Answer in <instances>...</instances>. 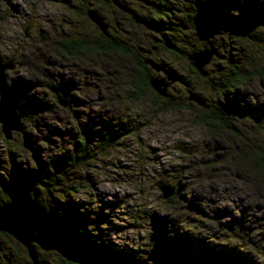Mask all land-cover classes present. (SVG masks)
<instances>
[{"label":"rangeland","instance_id":"obj_1","mask_svg":"<svg viewBox=\"0 0 264 264\" xmlns=\"http://www.w3.org/2000/svg\"><path fill=\"white\" fill-rule=\"evenodd\" d=\"M151 1L130 0V5L137 15L146 13L143 18L156 29L138 24L112 0H0V59L15 64L6 75L25 128L7 139L0 124V177L26 185L37 165L55 160L65 165L58 191L40 194L61 217L74 213L75 226L97 251L114 257L113 264H197L182 242L198 243L206 257L224 251L237 255L239 264H264V170L254 171L251 162L240 160L244 145L264 167V76L259 74H264V23L257 16L264 0ZM197 5L210 18L206 24L189 17ZM92 6L111 17L108 31L117 30L113 35L128 53L97 48L103 32L81 9ZM58 31L89 43L76 55L61 52ZM163 36L176 48H169ZM203 47L213 50L205 75L195 73L187 58ZM145 58L178 76L166 96L151 84L137 87L141 66L136 60ZM232 66L253 77L233 79L226 90L232 135L214 133L185 108L198 105L189 100L188 90L230 108L214 87L221 88ZM149 72L165 75L152 67ZM51 81L67 84V105L47 86ZM115 123H128L129 131L106 146L96 132ZM84 136L94 149L74 165L72 156ZM181 140L197 151L176 149ZM161 178L175 186V193L179 190L172 199L161 195L156 185ZM18 243L0 232V264H29L26 247ZM57 253L46 256L63 264Z\"/></svg>","mask_w":264,"mask_h":264},{"label":"water","instance_id":"obj_2","mask_svg":"<svg viewBox=\"0 0 264 264\" xmlns=\"http://www.w3.org/2000/svg\"><path fill=\"white\" fill-rule=\"evenodd\" d=\"M112 1L122 10L129 12L137 23L151 26V23L137 15L134 9L126 3L121 0ZM87 14L103 33H107L108 24L103 15L90 9ZM28 27L30 28V26ZM28 27L25 32H27ZM163 37L169 48H176L171 39L167 36ZM44 39L45 37L41 38V41ZM212 56L213 50L208 47L187 54L191 65L204 75L206 73L204 67L212 60ZM144 62L150 64L155 71L164 72L165 75L162 77L150 75L149 82L158 93L166 96L167 88L176 81V76L168 69L165 70L162 64L153 61L152 58H145ZM13 68H15L13 59L6 62L0 59V124L1 131L7 139H12L16 131L18 133L25 131L17 98L12 93V87L6 75V70ZM47 86L54 92L61 105L65 106L69 103L70 94L66 83L51 81ZM188 93L189 100L200 106L210 107V104L199 93L192 90H188ZM174 145L183 153H191L198 149L196 145H189L180 141L175 142ZM156 185L164 198H169L175 193V186L165 182L164 178L157 181ZM0 188L8 197L7 200L0 202V232L10 234L26 247L32 264H47L40 257V249L54 250L64 259L77 264H105L104 256L95 249L85 234L72 222L61 217L57 212L49 209L33 197L29 186L0 178Z\"/></svg>","mask_w":264,"mask_h":264},{"label":"trees","instance_id":"obj_3","mask_svg":"<svg viewBox=\"0 0 264 264\" xmlns=\"http://www.w3.org/2000/svg\"><path fill=\"white\" fill-rule=\"evenodd\" d=\"M146 1L149 2V4L152 3L151 0H145V2ZM256 6H259V5L257 4ZM257 8H258L257 16L258 17L262 16L260 21L259 20L258 21L264 23V6L257 7ZM200 10H204V8L200 5L195 6L193 12L189 13V17H191L193 19V21L196 23L206 24L210 18H208L207 15L201 14L202 12ZM154 25H155V23H152V26H149V27H152L153 29H155V27L158 28L156 25L154 27ZM260 40H264V38L262 37V38H260ZM78 44L79 43L77 41H71V42H69V44L64 43L61 51L66 52L70 55H76V53H77L76 51L78 50V47H77ZM116 44L117 43H115V42L112 45H105V44L99 43L96 46L98 49H101L107 53L109 51H114V50L121 51L122 53H124V52L128 53L129 50L127 48H123L122 45L117 46ZM68 46H70L74 49L71 50L70 48H68ZM136 61H137V63L140 64L139 66H141V68L138 72L139 75H138V82L136 84L137 87H140V86H142V87L143 86L144 87L149 86L150 87V83H149L150 72H149V70L151 69V67H149L147 64H145L144 60H142V59H140V60L138 59ZM163 66L167 70L166 65H163ZM191 69L195 73H198L194 67H191ZM259 74L261 76L262 75L264 76V74H261V73H259ZM174 75L176 76V74H174ZM251 76H252V74L250 75V74H244V73L238 72V70L234 69L232 66L231 72L226 75L224 81L221 84V88L217 89L214 87V89L225 100L227 97L226 90L230 89V87H232L231 85H232L233 79L235 80V82L241 81V80L244 81L248 77L249 78L253 77V76L252 77ZM138 94H139V92L134 94V96L138 97ZM165 103H168L166 105V107H168L169 104H172L169 101H167ZM225 103L230 108L224 109L221 106L215 105L213 103L210 104L209 108H206V107L200 106V105H196L194 103H189V104L184 105V106H185V108L190 109L191 112H195L196 113L195 118L197 119L196 121H198V123H202L204 125V127L206 129H208L209 131L214 132V133L225 132L229 135H232V131H234V129L232 130V100L228 99V97H227ZM171 108L176 109V107H171ZM194 108H195V110H194ZM182 109H184V107H182ZM235 110L237 113L240 112L238 109H235ZM259 110H261V109H259ZM259 110H258V112H259ZM230 111H231V113H230ZM124 125H126V126H124ZM127 126H128V123H124L123 125H121L119 123L110 124L106 128H104V130H102V131L98 130V132H96V133H99L98 136H99L100 140H102L104 145L111 146L114 144V142L118 138H120L122 135L126 134V132L129 131L128 130L129 127H127ZM82 130H83V133L85 134V130L84 129H82ZM180 142L184 143L182 140ZM79 143H80L79 147H77V150H76L74 156H72V162L71 163L74 165L80 164L81 161L85 160L88 157V155L91 153L90 151L94 149L93 146L91 147L90 143L88 142V140L86 139L85 136L79 139ZM231 148H232V144H231ZM242 149H243V153L245 155H242L240 157V160L244 161V159H245L246 161L251 162V165L253 166L252 168L254 171L256 169L257 171L262 172V170H264L263 169L264 167H262V162L259 159V156H257L253 152H251L244 145L242 146ZM229 153H230V155H232V150H230ZM230 155H229V157H230ZM240 155H241V153L240 154L238 153V156H240ZM63 166H65V165H61L60 162H58L57 160L50 162L49 165H46V166L45 165L44 166L43 165H37L35 167V171H32L34 176L30 180H28V182L26 183V185L30 186L33 197L38 199L41 203L45 204L49 209H52L55 212H57L55 206H53L52 204H48L44 200V198L42 197L40 192L46 191V193L53 195L58 191V189H56V191H55V188L59 187V185L63 182L64 178L66 177V174L63 173V168H64ZM14 167H15V163H13V171H14ZM2 179H4V178H2ZM5 180L10 181L12 183H14V182L20 183L15 178H11V179L5 178ZM178 192H179V190L177 189V191L174 195H176ZM49 197H51V196H49ZM170 198L172 199L173 196H171ZM7 199H8V197L4 194V192L0 188V202L7 200ZM58 213L61 214L60 212H58ZM67 213H68V217H66L65 219L72 222L75 225V223L78 222L77 216H74V213L72 214V212L67 211ZM61 216H63V214H61ZM79 229L85 234V231L83 229H81V228H79ZM85 236H86V234H85ZM86 238L90 241V238H88V236H86ZM182 243L184 245V246H182L183 249L186 250L187 253H189L190 255L193 256V259L197 264H239V262H240V258L237 255L232 254V252L228 253V252L223 251L222 252L223 255H220L219 257H206L200 251L198 243H196V244H189V243L187 244L186 242H182ZM177 246H178V244L176 243V247ZM40 251H42V250L40 249ZM164 251H165V253H168V251H166V250H164ZM100 253L105 258V264H113V262H115V261H113L114 257L107 256V255L103 254L102 252H100ZM47 254L48 253L46 252V255ZM40 257L42 259H46L43 252L40 253ZM62 260H64V258H62ZM64 261L70 262L67 260H64ZM118 264H131V262L123 261V262L118 263ZM157 264H173V262L170 260H163L162 262L157 263Z\"/></svg>","mask_w":264,"mask_h":264},{"label":"flooded vegetation","instance_id":"obj_4","mask_svg":"<svg viewBox=\"0 0 264 264\" xmlns=\"http://www.w3.org/2000/svg\"><path fill=\"white\" fill-rule=\"evenodd\" d=\"M106 1V0H105ZM110 4H112L111 3V0H107ZM132 1V0H131ZM145 1V0H144ZM90 2H91V0H90ZM123 2H125V3H128V5L129 6H131L130 5V0H123ZM147 2V1H146ZM148 3V2H147ZM150 6V5H149ZM132 7V6H131ZM95 8V6H92V7H87V8H81L83 11L85 10H93V11H95L96 13H99L100 15H103L104 16V18H105V21L107 22V24H108V27H109V29H107V33H102L101 34V36H100V38H99V40H98V42L96 43V45L97 44H99V43H101V44H105V45H112V44H114V42L115 43H117L116 45L117 46H119V44H118V41L115 39V37H114V35L113 34H115L116 35V31L117 30H115V32H113L112 34L110 33V31H108V30H111L112 29V26H111V24H113V21L111 20V17L109 16V18L105 15V13H103L102 11H100L99 9H94ZM133 8V7H132ZM134 9V8H133ZM135 10V9H134ZM136 11V10H135ZM137 12V11H136ZM138 13V12H137ZM127 14V13H126ZM141 15H143V17L145 16V18H148V15L146 14V13H144V14H141ZM130 17H131V19L133 18L131 15H129ZM109 19V20H107V18ZM133 20V19H132ZM139 24V23H138ZM61 25V24H60ZM141 25V24H140ZM62 27L63 26H60V29H62ZM156 29V28H155ZM59 32V33H58ZM58 32H56V34L58 33V35H56L55 34V37H56V41H58V44H57V50H59V51H61L62 50V48H63V44L64 43H68L69 44V42H71V41H77L79 44L77 45V47H78V50H80V48H86L84 45L86 44H88L89 43V39L88 38H84V37H78V38H72V37H70L69 36V33H65V34H63V35H61V33H60V31H58ZM46 38V37H45ZM264 42V40H262L261 41V43H263ZM89 46V45H88ZM68 48H70L71 50H73L74 48H72V47H70V46H68ZM62 52V51H61ZM64 53H66V52H64ZM165 69V68H164ZM155 72H162V71H155ZM5 234V233H4ZM5 235H7V234H5ZM8 236V235H7ZM11 236V235H10ZM12 236H11V240H12ZM18 241H16V243H17ZM18 244H21V243H18ZM22 245V244H21ZM22 248L24 249V247H23V245H22ZM13 251H15V249L13 250ZM50 251H52V250H44V252L43 251H40V253L41 252H43V254H44V256H45V258L46 259H44L45 261H46V263L47 264H55V262H52L54 259H53V257H47L46 256V252L48 253V252H50ZM27 252V251H26ZM25 252V253H26ZM14 254V252H12V255ZM27 254V258H28V263L29 264H32V262H31V260H30V257H29V255H28V253H26ZM58 257H59V255H58ZM10 259H11V261H12V259L14 260V258L11 256V257H9ZM16 259V258H15ZM64 260H66V259H64ZM64 260H62L61 259V261H62V263L63 264H72V263H70V262H65ZM68 261V260H67ZM2 264H4V263H2ZM12 264H14V263H12Z\"/></svg>","mask_w":264,"mask_h":264},{"label":"bare ground","instance_id":"obj_5","mask_svg":"<svg viewBox=\"0 0 264 264\" xmlns=\"http://www.w3.org/2000/svg\"><path fill=\"white\" fill-rule=\"evenodd\" d=\"M93 22H94V21H93ZM94 23H95V22H94ZM95 24H96V23H95ZM96 25H97V24H96ZM97 26H98V25H97ZM205 69H206V68H205ZM165 70H166V69H165ZM177 77H178V76H176V80H177Z\"/></svg>","mask_w":264,"mask_h":264}]
</instances>
